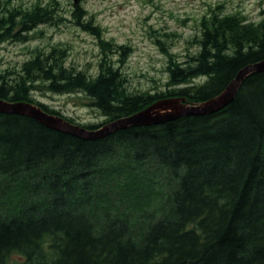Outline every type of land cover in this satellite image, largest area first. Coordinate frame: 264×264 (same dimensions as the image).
I'll use <instances>...</instances> for the list:
<instances>
[{
  "label": "trees",
  "instance_id": "trees-1",
  "mask_svg": "<svg viewBox=\"0 0 264 264\" xmlns=\"http://www.w3.org/2000/svg\"><path fill=\"white\" fill-rule=\"evenodd\" d=\"M58 4L0 0V42H24L40 25L57 23ZM220 7L201 21L198 51L188 59L159 41L168 55L160 91H131L107 53L111 43L102 40L97 75L69 66L63 44L36 48L19 69L0 71V99L33 102L89 129L160 100L207 101L242 68L264 60V15L255 22ZM71 14L101 40L80 3ZM115 48L123 63L130 47ZM198 77L205 80L193 83ZM36 91L82 92L105 120L77 122L37 100ZM162 178L171 189L160 212L118 213L108 194L97 196L104 179L119 180L116 196L130 205L141 185ZM0 264H264V71L246 76L219 111L130 125L97 139L0 113Z\"/></svg>",
  "mask_w": 264,
  "mask_h": 264
},
{
  "label": "rangeland",
  "instance_id": "rangeland-1",
  "mask_svg": "<svg viewBox=\"0 0 264 264\" xmlns=\"http://www.w3.org/2000/svg\"><path fill=\"white\" fill-rule=\"evenodd\" d=\"M15 4L30 6L53 0H10ZM59 14L63 15L57 23L43 24L38 31L30 34L24 42L5 40L0 42V71L19 69L23 62L33 56L36 48L48 49L52 45L63 44L68 48L67 64L97 75L99 63L104 56L103 44L107 41L112 51L107 52L112 61L120 65L127 76V87L131 91L156 92L168 83V55L162 50L163 44L179 60L188 59L198 51L195 38L201 32V21L213 8L219 6L222 12L239 13L250 21L258 22L264 15V0H81L87 10V17L101 31V40L92 32L77 25L71 14L74 0H56ZM60 14V15H61ZM116 45L130 47L123 63L116 52ZM198 77L193 83H201ZM34 97L59 110L67 117L80 123H101L105 116L90 105V99L82 92L55 94L46 91L34 92ZM127 167L128 162L123 164ZM119 180L109 182L104 179L98 187V194H108L109 203L115 212H132L155 208L157 212L169 206L171 181H150L141 185L139 196L129 201L116 196ZM14 259H20L18 255Z\"/></svg>",
  "mask_w": 264,
  "mask_h": 264
},
{
  "label": "water",
  "instance_id": "water-1",
  "mask_svg": "<svg viewBox=\"0 0 264 264\" xmlns=\"http://www.w3.org/2000/svg\"><path fill=\"white\" fill-rule=\"evenodd\" d=\"M81 0H74L80 3ZM264 71V60L242 68L227 88L217 96L199 104L185 102V99H165L157 101L147 108L127 117L110 121L98 129H89L69 121L64 116L45 111L40 105L29 101H8L0 99V113H11L29 116L44 125L84 139L105 137L130 125L159 124L178 119L186 115H205L226 107L234 98L241 82L249 74Z\"/></svg>",
  "mask_w": 264,
  "mask_h": 264
}]
</instances>
